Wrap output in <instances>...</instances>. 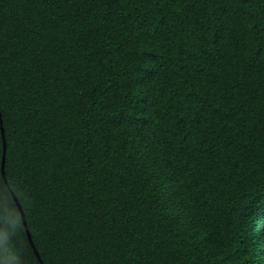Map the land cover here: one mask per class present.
<instances>
[{"label": "trees", "instance_id": "16d2710c", "mask_svg": "<svg viewBox=\"0 0 264 264\" xmlns=\"http://www.w3.org/2000/svg\"><path fill=\"white\" fill-rule=\"evenodd\" d=\"M12 193L44 264H264V0H0V264H41Z\"/></svg>", "mask_w": 264, "mask_h": 264}, {"label": "water", "instance_id": "95a60500", "mask_svg": "<svg viewBox=\"0 0 264 264\" xmlns=\"http://www.w3.org/2000/svg\"><path fill=\"white\" fill-rule=\"evenodd\" d=\"M1 125H2V127H1V129H2V136H3V139H4V156H3V163H2V172H3V175L5 176V154H6V142H5V137H6V136H5V129H4V127H3L2 122H1ZM12 194H13L14 199H15V201H16L17 205L19 206V209H20V211H21V213H22V217H23V221H24V226H25V228H26V231H27V234H28V237H29L30 243H31V245H32V247H33V249H34V252H35L37 258L39 259V261L41 262V264H44V262H43L42 259H41V256H40L39 252L37 251V249H36V247H35V245H34V243H33V239H32V236H31V233H30L29 227H28V225H27V221H26V217H25V213H24V211H23V208H22V206H21V204H20L18 198L16 197V195H15L14 193H12Z\"/></svg>", "mask_w": 264, "mask_h": 264}]
</instances>
